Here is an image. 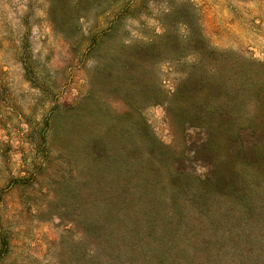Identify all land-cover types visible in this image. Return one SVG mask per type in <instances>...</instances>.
<instances>
[{
  "label": "rangeland",
  "instance_id": "obj_1",
  "mask_svg": "<svg viewBox=\"0 0 264 264\" xmlns=\"http://www.w3.org/2000/svg\"><path fill=\"white\" fill-rule=\"evenodd\" d=\"M123 4L129 11L118 15ZM111 5L96 2L80 18L78 10H65L60 29H53L49 0H0V264L53 263L76 209L75 189L87 173L86 122L85 132L106 133L109 145L124 136L130 142L128 127L135 128L138 144L149 136L138 129L141 116L150 136L175 156L183 135L193 153L207 132L181 130L178 116L168 118L166 103L153 101L158 87L169 97L183 75L200 78L208 93L186 100L176 95V104L186 103L193 114L202 108L197 115L216 124L214 133L221 137V115L244 118L253 81L257 74L264 77V65L254 64L264 63V0ZM171 10L184 11L181 19L189 24L175 19L177 13L169 15ZM162 22H174L176 36L168 37L177 52H159L150 59L146 80L136 76L131 84L128 73L137 72L127 54L135 42L160 33ZM174 165L198 174L208 169L204 161L175 159ZM106 172L111 185L114 175Z\"/></svg>",
  "mask_w": 264,
  "mask_h": 264
},
{
  "label": "trees",
  "instance_id": "obj_2",
  "mask_svg": "<svg viewBox=\"0 0 264 264\" xmlns=\"http://www.w3.org/2000/svg\"><path fill=\"white\" fill-rule=\"evenodd\" d=\"M99 1L49 0L46 13L52 28L60 29L65 10H78L76 18H80ZM108 1L111 6L123 3ZM120 6L118 15L129 11L130 6ZM183 12L168 14L177 13L175 19L186 26L189 21L181 19ZM173 23L162 22L160 33L135 42L126 59L137 72L128 73L131 84L136 76L146 80L150 59L159 52H177L175 41L168 37L176 36ZM262 76L257 74L253 81L244 118L221 115V137L214 133L216 124L197 115L202 108L193 114L186 103L176 104V95L186 100L208 93L200 78L192 81L193 77L183 75L180 88L169 97L158 87L153 101L166 103L168 118L178 116L181 130L191 126L207 132V139L193 153L183 135V148L175 156L170 146L150 136L141 116L138 129L149 136L139 137L138 144L135 128L128 127L130 142L124 136L122 143L116 140L117 145H109L106 133L85 132L86 122L82 170L92 178L83 175L75 189L76 209L71 210V224L52 264H264ZM175 159L189 164L204 161L208 169L201 174L192 168L179 169ZM106 169L115 178L111 185Z\"/></svg>",
  "mask_w": 264,
  "mask_h": 264
}]
</instances>
